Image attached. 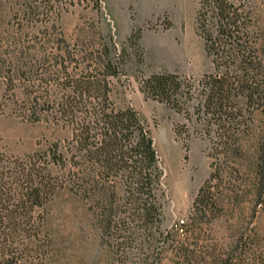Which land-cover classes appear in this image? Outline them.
<instances>
[{"label": "trees", "instance_id": "16d2710c", "mask_svg": "<svg viewBox=\"0 0 264 264\" xmlns=\"http://www.w3.org/2000/svg\"><path fill=\"white\" fill-rule=\"evenodd\" d=\"M82 3L100 9V0H0V112L12 108L68 132L46 151L0 152V264H56L51 210L67 202L88 224L96 219L104 236L121 239L119 247L139 233L132 226L151 238L159 231L164 172L152 132L138 110L115 97L125 48L115 53L99 31L96 44H69L59 29L61 11ZM250 13L247 0H199L196 30L212 71L193 82L167 71L139 80L144 98L194 119L207 139L209 173L190 223L177 224L186 238L225 204L223 190L242 168L264 200V37L252 35ZM140 37L133 29L125 44L137 51ZM182 132L185 124L173 127ZM179 252L186 262L190 251ZM231 257L224 252L217 260L236 264Z\"/></svg>", "mask_w": 264, "mask_h": 264}, {"label": "rangeland", "instance_id": "374dc122", "mask_svg": "<svg viewBox=\"0 0 264 264\" xmlns=\"http://www.w3.org/2000/svg\"><path fill=\"white\" fill-rule=\"evenodd\" d=\"M85 4L61 11L58 26L69 44H96L99 31L115 53L125 48L127 58L115 97L138 110L151 129L164 172L159 197L161 235L153 229V237H146L139 226H132L139 233L119 247L121 239L104 236L96 219L85 222L73 202L59 204L52 208L49 224L58 254L56 264H220L218 255L230 251L236 264H245L248 259L264 264V200L258 199L253 176L243 168L224 188L225 204L217 206L214 215L203 220L194 234L186 238L185 228L177 226L180 221L190 223L193 198L209 173L207 139L200 135L194 119L189 121L164 104L144 98L139 90V80L150 73L173 72L193 82L212 71L196 30L199 0H100L99 11L91 3ZM247 4L250 31L254 38H263L264 0H247ZM137 28L141 37L134 51L125 40ZM262 121L257 113L255 126L261 127ZM182 124L188 132L175 135L173 127ZM67 136L66 129L52 121L42 118L31 122L12 108L0 112V152L10 156L46 151ZM183 142L187 144L185 153ZM180 247L190 251L186 262L179 257Z\"/></svg>", "mask_w": 264, "mask_h": 264}, {"label": "built area", "instance_id": "2783aa9c", "mask_svg": "<svg viewBox=\"0 0 264 264\" xmlns=\"http://www.w3.org/2000/svg\"><path fill=\"white\" fill-rule=\"evenodd\" d=\"M180 222H182V221H180Z\"/></svg>", "mask_w": 264, "mask_h": 264}]
</instances>
